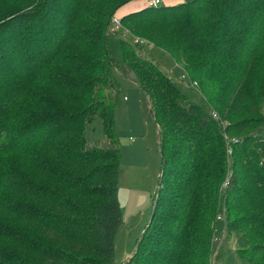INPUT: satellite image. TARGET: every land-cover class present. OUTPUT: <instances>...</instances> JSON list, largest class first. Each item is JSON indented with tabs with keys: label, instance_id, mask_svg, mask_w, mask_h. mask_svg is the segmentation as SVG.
Returning a JSON list of instances; mask_svg holds the SVG:
<instances>
[{
	"label": "trees",
	"instance_id": "obj_1",
	"mask_svg": "<svg viewBox=\"0 0 264 264\" xmlns=\"http://www.w3.org/2000/svg\"><path fill=\"white\" fill-rule=\"evenodd\" d=\"M133 1L0 0V264L113 263L122 150L109 40L123 31L168 52L222 103L210 112L190 102L122 40L163 157L155 210L127 264H212L222 215L248 240L239 257L264 264V128L248 131L255 122L238 113L224 124L264 54V0L147 4L120 16ZM96 116L108 149L87 146Z\"/></svg>",
	"mask_w": 264,
	"mask_h": 264
},
{
	"label": "rangeland",
	"instance_id": "obj_2",
	"mask_svg": "<svg viewBox=\"0 0 264 264\" xmlns=\"http://www.w3.org/2000/svg\"><path fill=\"white\" fill-rule=\"evenodd\" d=\"M176 3V0H164L163 2L165 5H176ZM128 6L131 8L137 6L141 9L147 4L142 1H133ZM124 8L119 14L126 10ZM123 32L122 35L113 34L109 40L116 63L113 70L118 90L115 96V121L122 150L118 198L123 213V223L115 239V257L112 264H127L136 255L139 241L155 210L163 168V157L159 147V127L152 116L147 96L134 80L136 75L130 63L124 61L122 40L132 44L137 54L154 62L163 72L167 73L190 102L202 105L210 112H217L222 105V103L218 104V102L209 100L216 90L204 95L200 84L193 80L190 74L185 73L186 66L178 65L168 52L145 42L136 43L134 36ZM254 70L251 81L247 82L246 86L236 95V102L224 124L231 122V114L238 113L236 120L255 122L248 131L260 129L261 126L264 128V54L258 60ZM86 139L87 146L90 148L108 149L111 147L105 135L103 122L98 116L86 123ZM233 140L234 138L227 137L228 144ZM231 171L232 164H230V173ZM224 213L225 197L223 196L221 214ZM225 220L217 224L213 245V255L214 258L217 257L216 262L251 264L248 259L238 255V250L248 246L247 238L239 232L230 231ZM260 258L259 255L255 256L256 264H261ZM140 260H143V256Z\"/></svg>",
	"mask_w": 264,
	"mask_h": 264
},
{
	"label": "built area",
	"instance_id": "obj_3",
	"mask_svg": "<svg viewBox=\"0 0 264 264\" xmlns=\"http://www.w3.org/2000/svg\"><path fill=\"white\" fill-rule=\"evenodd\" d=\"M138 1H142L150 6H160L162 3H163V0H138ZM112 25H113V30H120V29H123V26H122V23H121V20L120 18L118 17H114L113 20H112ZM136 43H138V39H136ZM214 117H217V116H214ZM224 187L226 188L227 187V184H224ZM225 218L224 216H219L217 218L218 221H223ZM215 241V240H214ZM218 256V254H217ZM217 260V257L214 258V255L212 256V264H220V263H217L216 262Z\"/></svg>",
	"mask_w": 264,
	"mask_h": 264
},
{
	"label": "crops",
	"instance_id": "obj_4",
	"mask_svg": "<svg viewBox=\"0 0 264 264\" xmlns=\"http://www.w3.org/2000/svg\"><path fill=\"white\" fill-rule=\"evenodd\" d=\"M176 1H177V3H183V2H185L184 0H176ZM163 2H164V0H163ZM173 4H175V3H173ZM124 9H126V10H124V12H122V14H120V16H123V15H125L127 13L133 12V11L138 10L140 8L137 7V6H134L133 8H131L130 6H126ZM178 65H180V64H178ZM180 66H182V65H180Z\"/></svg>",
	"mask_w": 264,
	"mask_h": 264
}]
</instances>
